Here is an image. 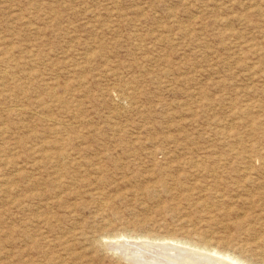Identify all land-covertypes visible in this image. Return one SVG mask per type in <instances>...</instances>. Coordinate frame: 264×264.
I'll list each match as a JSON object with an SVG mask.
<instances>
[{
  "label": "rangeland",
  "instance_id": "1",
  "mask_svg": "<svg viewBox=\"0 0 264 264\" xmlns=\"http://www.w3.org/2000/svg\"><path fill=\"white\" fill-rule=\"evenodd\" d=\"M128 233L264 264V0H0V264Z\"/></svg>",
  "mask_w": 264,
  "mask_h": 264
},
{
  "label": "bare ground",
  "instance_id": "2",
  "mask_svg": "<svg viewBox=\"0 0 264 264\" xmlns=\"http://www.w3.org/2000/svg\"><path fill=\"white\" fill-rule=\"evenodd\" d=\"M117 236H128V237H134V238L135 237H140V238L145 237L146 239L149 238L148 241L149 240L151 241V242L144 244L143 242L140 241L142 239L135 238L138 240L140 239L139 241L142 244L135 243L137 242V240L133 243H129L127 242L128 241L127 240L126 243L128 244L124 242L119 243V244L117 243L120 247L118 251L111 250L114 255H116L118 258H123L124 260L126 256L122 255V252H124L123 250L127 248L126 245H130V248H132L133 246H137V247H141L143 250L145 249V251L140 252V256H136V258L132 257L129 260V262L132 264H138V262H141V261H143L141 262V264H253L249 260L243 259L240 256H238L239 254L233 255L229 252H225V251L219 250L218 248L211 247L209 245V242L205 241L204 239H202L203 242H201V241H191L187 239L184 240V239H179V238H175L171 236H166V237L165 236H151L148 234L131 235L130 233L118 234ZM154 240L155 241L158 240V243L154 242ZM104 245H106L107 248H110L113 246V242L111 244V242L108 241ZM118 245L116 246L118 247ZM182 245H185V246H182ZM130 248L129 250H131ZM133 251H135V249Z\"/></svg>",
  "mask_w": 264,
  "mask_h": 264
}]
</instances>
